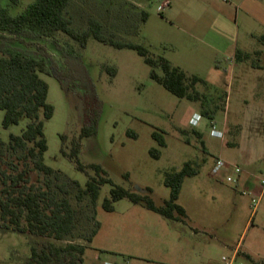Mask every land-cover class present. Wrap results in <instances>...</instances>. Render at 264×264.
Segmentation results:
<instances>
[{"label": "rangeland", "instance_id": "1", "mask_svg": "<svg viewBox=\"0 0 264 264\" xmlns=\"http://www.w3.org/2000/svg\"><path fill=\"white\" fill-rule=\"evenodd\" d=\"M130 1L145 3V22ZM165 1L76 0L67 9L76 30H86L88 21L97 19L107 35L141 45L202 79L205 83L197 91L207 97L198 102L179 99L151 79L150 67L136 52L94 38L73 62L75 93L62 90L55 77L42 75L49 85L48 102L55 108L44 129L45 164L63 172L54 185L66 183L67 197L77 211L76 230L62 245L86 246L82 264H220L235 251L249 254L238 256V264H264V0H168L171 6L163 7ZM29 3L21 0L12 6L0 0L13 14ZM237 51L249 59L236 61ZM104 65L116 67V77L111 78ZM195 113L203 117L197 127L190 124ZM3 116L0 110V141L8 142L28 121L23 118L19 126L4 130ZM94 119L96 134L82 141L80 162L100 165L115 185L148 196L157 207L170 197L164 184L168 173L187 162L199 170L183 184L178 203L186 211L184 222L168 220L128 199L107 212L103 203L112 189L109 184L101 188L95 204L87 196L78 199L74 182L84 187L88 176L62 155L61 137H67L69 152L72 141ZM240 126L245 128L243 137ZM213 127L224 133L223 140L212 136ZM154 132L163 134L166 148L154 141ZM154 149L161 152L159 159L151 155ZM20 155L0 156V171H21ZM219 159L242 170L236 176L229 170L235 183H228L223 173H213ZM246 178L253 180L252 188ZM29 180L40 188L46 181L38 172ZM55 190L59 198L65 197ZM249 193L258 196V204ZM95 222L100 229L90 244L85 243ZM44 242L0 228V264H25L32 247Z\"/></svg>", "mask_w": 264, "mask_h": 264}, {"label": "trees", "instance_id": "2", "mask_svg": "<svg viewBox=\"0 0 264 264\" xmlns=\"http://www.w3.org/2000/svg\"><path fill=\"white\" fill-rule=\"evenodd\" d=\"M8 1L12 6H18L21 2ZM73 1L76 0H30L27 7L18 14H13L8 7L0 4L2 128L8 130L19 126L23 118L28 121L19 135L11 134L8 142L0 141V156L21 153L18 161L24 167L21 171H0V228L46 240L41 247H32L30 258L25 264H82L86 249L84 245L71 242L62 245L76 230L77 211L67 197L69 191L66 183L54 185L53 180L60 181L63 172L45 164L48 142L44 129L46 121L53 118L55 108L48 102L49 85L42 75L55 77L62 90L75 93L73 62L83 56L89 40L94 38L117 50L136 52L150 67L151 79L179 99L198 102L207 97L197 91V87L205 83L202 79L188 75L164 57H156L141 45L123 42L114 34L107 35L103 24L97 19H90L86 30H76L67 16V9ZM141 12L142 22H145L148 15L145 11ZM260 41L264 44V35ZM244 59H249V55L237 51L235 60L239 62ZM102 68L111 78L116 77V67L104 65ZM203 114L212 118L209 110H204ZM95 134L96 119L82 128L79 137L72 141L69 152L65 147L67 137H61L64 144L62 155L74 163L78 171L88 176L84 187L74 182L79 200L87 196L95 204L101 188L109 184L112 189L103 203L107 212H113L116 203L128 199L134 205L143 204L147 210L168 220L184 222L186 211L178 203L183 184L186 179L199 174L191 162H187L181 170L165 176L164 184L170 189V197L162 207H157L148 196H139L115 185L100 165H84L80 162L82 141ZM195 135L199 140L202 137L198 132ZM152 138L160 148H166L163 134L154 132ZM150 153L156 159L161 156L159 150L154 149ZM32 172L41 173L45 177L44 188L30 184L29 175ZM91 172L94 176L90 175ZM126 178L129 176L126 175ZM55 188L65 197L59 198ZM99 229L100 224L95 222L85 243L90 244Z\"/></svg>", "mask_w": 264, "mask_h": 264}, {"label": "built area", "instance_id": "3", "mask_svg": "<svg viewBox=\"0 0 264 264\" xmlns=\"http://www.w3.org/2000/svg\"><path fill=\"white\" fill-rule=\"evenodd\" d=\"M203 119V117L199 114H194L190 120V124L193 127H197L199 125V123L201 122V120ZM212 136L219 138V139H223L224 138V133L220 131L216 130V127H213V131H212ZM229 170H233V174L236 175H240L242 170L238 167V166H230L228 163L224 162L223 160L219 159L217 160L215 167L213 169V173L214 174H220L223 173L225 175H227L226 177V181L228 183H235V176L230 175L229 174ZM262 179V178H261ZM261 187L264 189V180L262 182ZM252 196V202L253 204H258L259 199L258 196L252 193H249ZM237 257H238V253H235L232 257H223L221 260L220 264H238L237 262ZM104 264H116L115 262L112 261H105Z\"/></svg>", "mask_w": 264, "mask_h": 264}, {"label": "crops", "instance_id": "4", "mask_svg": "<svg viewBox=\"0 0 264 264\" xmlns=\"http://www.w3.org/2000/svg\"><path fill=\"white\" fill-rule=\"evenodd\" d=\"M130 3L131 4H133L136 8H138L140 11H144L143 10V7H144V5H145V3H141V2H137V1H133V2H131L130 1ZM165 6H171V3L168 1V0H166L165 1V3H164V5H163V7H165ZM171 11H172V9H171ZM196 114V113H195ZM194 115V114H193ZM202 121V120H201ZM244 132H245V128H244V126L242 127V126H240V134H241V137H243V134H244ZM221 133V132H220ZM216 138V137H215ZM224 139V138H223ZM222 139V140H223ZM244 182H245V184H246V186L247 187H249V188H252L253 187V180L252 179H250V178H246L245 180H244ZM235 253H238L237 251H235ZM234 253V254H235ZM249 256V254H245V253H239V255L238 256ZM101 260V259H100ZM105 261H107V260H105ZM104 261V262H105ZM104 264V263H103ZM117 264V263H116Z\"/></svg>", "mask_w": 264, "mask_h": 264}]
</instances>
